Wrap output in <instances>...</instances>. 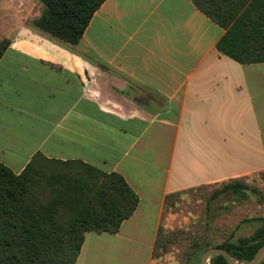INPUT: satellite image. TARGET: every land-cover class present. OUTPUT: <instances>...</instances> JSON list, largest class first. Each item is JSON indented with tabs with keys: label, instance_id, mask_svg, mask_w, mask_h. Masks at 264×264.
Returning a JSON list of instances; mask_svg holds the SVG:
<instances>
[{
	"label": "crops",
	"instance_id": "0c3cea01",
	"mask_svg": "<svg viewBox=\"0 0 264 264\" xmlns=\"http://www.w3.org/2000/svg\"><path fill=\"white\" fill-rule=\"evenodd\" d=\"M40 7L0 0V162L121 174L134 212L86 231L74 264H152L166 196L264 170V62L218 52L225 30L191 0H104L76 45L32 25Z\"/></svg>",
	"mask_w": 264,
	"mask_h": 264
},
{
	"label": "trees",
	"instance_id": "16d2710c",
	"mask_svg": "<svg viewBox=\"0 0 264 264\" xmlns=\"http://www.w3.org/2000/svg\"><path fill=\"white\" fill-rule=\"evenodd\" d=\"M31 23L43 33L76 45L104 0H39ZM225 32L216 49L240 64L264 62V0H191ZM10 41L0 37V57ZM264 178V172H262ZM230 191L237 198L260 196L241 177L221 182L209 200ZM166 196L165 202L167 198ZM164 202V203H165ZM138 203L121 174L104 172L75 160L47 159L35 153L21 172L0 162V264H74L86 231L115 233ZM248 236L226 238L212 247L225 249L238 262L252 259L264 243V217H254ZM160 230V229H159ZM159 232L154 247V256ZM187 257L199 264L202 252ZM209 264H227L220 255ZM258 264H264V257Z\"/></svg>",
	"mask_w": 264,
	"mask_h": 264
},
{
	"label": "rangeland",
	"instance_id": "374dc122",
	"mask_svg": "<svg viewBox=\"0 0 264 264\" xmlns=\"http://www.w3.org/2000/svg\"><path fill=\"white\" fill-rule=\"evenodd\" d=\"M39 11L37 9L36 13L39 14ZM262 172L264 170L241 177L249 187H257L260 196L249 193L246 198H237L226 191L209 200L210 194L220 188L221 183L200 185L170 194L164 203L152 264H187L189 256L196 260L194 256L198 248L215 246L226 238L250 235L257 226V222L250 219L264 217ZM102 257L105 258L104 255ZM112 264L135 263L125 256L113 259Z\"/></svg>",
	"mask_w": 264,
	"mask_h": 264
},
{
	"label": "water",
	"instance_id": "95a60500",
	"mask_svg": "<svg viewBox=\"0 0 264 264\" xmlns=\"http://www.w3.org/2000/svg\"><path fill=\"white\" fill-rule=\"evenodd\" d=\"M214 255L222 256L227 264H258L260 260L264 257V243L256 250L252 259L247 262H238L234 260L230 254L223 248L220 247H209L206 248L199 258V264H209V260Z\"/></svg>",
	"mask_w": 264,
	"mask_h": 264
}]
</instances>
